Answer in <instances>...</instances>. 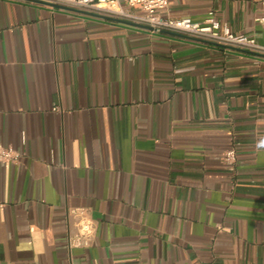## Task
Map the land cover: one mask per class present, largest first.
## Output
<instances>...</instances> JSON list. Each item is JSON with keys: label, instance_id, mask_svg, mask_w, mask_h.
<instances>
[{"label": "crops", "instance_id": "0c3cea01", "mask_svg": "<svg viewBox=\"0 0 264 264\" xmlns=\"http://www.w3.org/2000/svg\"><path fill=\"white\" fill-rule=\"evenodd\" d=\"M262 1L160 14L213 11L264 43ZM251 52L0 0V140L19 154L0 161V264H264V53ZM76 209L96 231L69 250Z\"/></svg>", "mask_w": 264, "mask_h": 264}, {"label": "built area", "instance_id": "2783aa9c", "mask_svg": "<svg viewBox=\"0 0 264 264\" xmlns=\"http://www.w3.org/2000/svg\"><path fill=\"white\" fill-rule=\"evenodd\" d=\"M68 7L84 9L122 17L137 23L149 25L154 31H170L184 34L193 40L218 45L237 47L248 51L264 53V43L245 33L233 31L229 25L220 21L210 11L202 22L189 17L170 18L160 14L167 9L169 0H43ZM124 3V5H123ZM135 9L141 11L137 13ZM264 9V1H262ZM264 24V14L257 18ZM19 154L11 146L0 140V161L15 163ZM222 161L233 168L236 161V150L230 148L222 155ZM74 218V230L67 235L66 245L69 250L88 247L95 235L96 223L86 209H76L70 213Z\"/></svg>", "mask_w": 264, "mask_h": 264}, {"label": "water", "instance_id": "95a60500", "mask_svg": "<svg viewBox=\"0 0 264 264\" xmlns=\"http://www.w3.org/2000/svg\"><path fill=\"white\" fill-rule=\"evenodd\" d=\"M37 1H39V2H41L43 4H46V5H50L52 7L60 8V9L74 11V12H78V13H81V14L90 15V16H93V17H99V18H103V19L119 22V23H122V24H125V25L134 26V27L141 28V29L153 30V28L151 26H149V25L137 23V22H134V21H129V20H126V19L116 18V17L110 16V15H107V14H102V13H98V12H94V11H88V10H84V9L68 7V6H64V5H60V4H56V3H52V2H48V1H41V0H37ZM168 32H170V31H168ZM170 33H173V32H170ZM188 38L193 39L191 37H188ZM251 53H253V52H251Z\"/></svg>", "mask_w": 264, "mask_h": 264}]
</instances>
